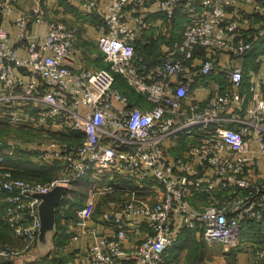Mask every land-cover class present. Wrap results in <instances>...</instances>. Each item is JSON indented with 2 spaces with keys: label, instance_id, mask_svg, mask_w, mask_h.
<instances>
[{
  "label": "built area",
  "instance_id": "built-area-1",
  "mask_svg": "<svg viewBox=\"0 0 264 264\" xmlns=\"http://www.w3.org/2000/svg\"><path fill=\"white\" fill-rule=\"evenodd\" d=\"M17 1L0 0V19ZM33 1V9L15 20L25 56L0 24V116L40 130L42 140L30 152L40 165L56 163L59 170L44 182L16 175L7 163L13 150L0 140V215L23 241L21 248L0 247V264H52L50 252L38 253L41 199L33 193L83 179L90 182L89 200L75 206L67 192L55 222L68 246L83 234L90 238L80 264H163L186 230L206 242L235 245L244 222L264 223V180L249 172L251 154L264 159V96L254 91L252 105L243 108L236 89L241 66L222 69L219 63L221 54L232 60L246 54L264 34V0H72L101 15L97 43L108 68L80 63L73 49L76 25L50 21L44 37L33 35L29 23L45 19L42 0ZM242 1L251 12L236 4ZM153 4L166 20L179 9L186 21L176 51L151 65L138 60L135 41L150 24L144 15ZM241 22L259 29L246 34ZM219 70L230 86L192 99L191 71L207 76ZM118 78L151 108L132 104ZM110 193L119 196L95 217V199ZM191 194H204L206 203L196 207ZM144 229V237L126 246ZM253 248L264 264V242ZM77 258L66 264H78Z\"/></svg>",
  "mask_w": 264,
  "mask_h": 264
},
{
  "label": "crops",
  "instance_id": "crops-1",
  "mask_svg": "<svg viewBox=\"0 0 264 264\" xmlns=\"http://www.w3.org/2000/svg\"><path fill=\"white\" fill-rule=\"evenodd\" d=\"M236 4L248 12L252 11L250 4L244 3L243 1ZM34 5L35 3L33 0H18L13 6V11L0 19V24L7 28L11 34L13 44L18 46L20 56H25L27 52L24 48L25 42L18 41L20 27L15 24V20L20 14L30 12ZM41 8L45 16L44 21L40 23L30 22L28 25V29L33 35L39 38L44 37L47 33L48 23L50 21L60 20L70 25H76L78 32L73 49L78 55L80 63L90 68H108L97 43L98 38L104 32V30L101 29L103 31L102 32L99 29V26L102 23V17L97 11L88 12L82 8L79 2L72 0H42ZM144 19L150 24L145 27L142 26L144 28L140 30L135 41V51L136 55L140 59H142L145 63L152 65L159 62L167 52L176 51V47L179 46L182 39V31L186 17L185 14L178 9L171 20H166L163 17V14L159 11L158 6L153 4L144 15ZM240 24L242 28L246 29V34L248 32L254 33L259 29L256 23L245 24L241 22ZM139 28H141V26ZM200 62V58H196L194 60V64L196 66L195 68L199 66ZM219 63L222 69L228 68L232 65V63L241 66L243 70V80L241 85L236 89L243 99V108L252 105L254 91H256L260 96H264V34L253 42L252 48L248 50L246 54L237 57L235 60L230 59V57L226 54H221ZM188 76L190 77L189 82L192 87V99L204 100L213 93L222 91L230 86L229 81L223 73L220 72V70L207 76H200L196 72L191 71ZM125 84L123 82L119 84L123 92ZM131 92L132 93L129 94L130 97L127 94L126 95L129 97L132 104L143 108H151L152 104L147 102L142 95L138 94L134 90ZM185 144V140L180 141L174 146V151L176 153H180ZM251 156L254 158L252 163L253 165L251 164L252 166H250L249 169L252 178L254 180H259V178L264 180V159L257 156V154H251ZM74 191L75 184H73L69 190V199L72 203H74L72 199ZM88 193V191L85 192V195L82 200H80L81 203H79V205L84 204L86 200H89ZM110 194H113V197L119 196V194L115 193ZM107 196L102 195L100 198L95 199L96 209L99 210L97 214H94L95 217H97V215L106 208L107 201L105 200V197ZM153 198L154 196L151 194L148 196V200L150 202H152ZM189 199L192 204L199 208L206 203V197L204 194H191ZM102 202L104 203V207H102ZM95 225L99 228V230L105 231L108 224H98L95 222ZM249 228H254L255 233H257L258 236H264V223L252 225V223L244 222L242 224V232H240L239 237H244V232H251ZM56 231L60 234L65 232L60 226L56 227L55 232ZM187 232L192 233V241L206 242L196 232L186 230L176 244L178 242L182 243L185 239L190 238L186 236L184 237ZM65 234L67 235L66 232ZM144 234L145 229L131 235L126 242V246L130 247L131 245L137 243L142 237H144ZM249 236L250 238L243 242V249L238 252L237 255H233L231 264H258L254 256L253 245L255 243L259 244L260 242L255 236L253 237V234ZM253 239H256L257 242L250 241ZM67 241L68 240L66 238L62 244L56 246L53 244L55 251L53 250L52 253H49L52 254V258L56 255H61L60 257H62V259L59 264H66L68 260L82 256L90 242V238L88 235L83 234L79 240L73 242L71 246L66 245ZM179 246V244L174 248L171 246L167 250L163 264H196V262H189L186 260L184 251L185 245ZM168 252H170V255L166 257ZM208 255L211 257L209 252ZM217 258L219 259V257ZM203 259H205V257ZM214 259H216L215 256H213V262L209 261L206 264L214 263ZM126 263L127 261L125 260L123 264Z\"/></svg>",
  "mask_w": 264,
  "mask_h": 264
},
{
  "label": "rangeland",
  "instance_id": "rangeland-1",
  "mask_svg": "<svg viewBox=\"0 0 264 264\" xmlns=\"http://www.w3.org/2000/svg\"><path fill=\"white\" fill-rule=\"evenodd\" d=\"M107 65L108 63L105 62ZM126 87V89H125ZM124 92L129 96L131 91H133L128 85L125 84L123 87ZM130 97V96H129ZM1 117V116H0ZM55 135V134H50ZM42 132L36 128L29 127L23 123H15L13 122L7 115H3L0 118V140L4 141L6 146V150H13V154H9L7 157V163L13 167L17 174L21 176L30 177L29 179L35 180L37 182H44L45 180L55 176L59 170V166L54 163L51 165H40L37 161L34 160L33 154L30 152L32 146H35L38 141L41 139ZM55 137V136H52ZM60 139L67 140L66 136H59ZM11 146L12 148H8ZM29 149V150H28ZM253 165V164H252ZM251 165V166H252ZM23 167V168H22ZM19 168H22L19 170ZM24 171V172H22ZM259 180H261L259 178ZM107 183V182H105ZM90 182L87 179H83L79 182H75V191L72 194V199L75 203H80L82 200V196L89 189ZM78 195V196H76ZM108 194H106L107 196ZM117 197V196H115ZM113 198V194H109L105 197V200ZM79 201V202H78ZM102 207H104V203L102 202ZM79 204L75 205L78 206ZM99 209V207H98ZM99 210L96 209L98 213ZM1 214V211H0ZM253 225V224H252ZM251 232H244V237H239V239L234 242L235 245L231 244H223L217 241L212 242H200V241H192L191 237L184 240V242H178L180 246L185 245V258L189 262H196V264H206L207 262H213V256L216 259L214 263L211 264H231L233 255H237L243 249V242L250 238L249 235L253 234L257 240L262 243L264 242V236H258L255 233L254 228H249ZM242 232V229H241ZM242 235V233H241ZM256 239L250 241H256ZM259 243V244H260ZM257 244V243H255ZM13 246L16 248H21L23 246V241L17 238L12 231L7 227L5 222L2 221L0 216V247ZM179 246V247H180ZM180 249V248H179ZM55 251V248H50V253ZM211 255L209 257L208 255ZM38 253L44 254L47 252H42V250L38 249ZM168 252V257L170 254ZM61 255H56L52 258V264L59 263L62 259ZM205 257V259H203ZM219 257V259L217 258ZM82 257L79 256L77 258V262L82 261ZM73 263H75L74 259H71ZM80 264V263H79Z\"/></svg>",
  "mask_w": 264,
  "mask_h": 264
},
{
  "label": "water",
  "instance_id": "water-1",
  "mask_svg": "<svg viewBox=\"0 0 264 264\" xmlns=\"http://www.w3.org/2000/svg\"><path fill=\"white\" fill-rule=\"evenodd\" d=\"M68 185H55L45 192H34L33 195L41 200L38 204L40 227L38 232V249L42 252L50 251L56 222V207L62 201L64 195L69 192ZM46 254V253H44Z\"/></svg>",
  "mask_w": 264,
  "mask_h": 264
},
{
  "label": "trees",
  "instance_id": "trees-1",
  "mask_svg": "<svg viewBox=\"0 0 264 264\" xmlns=\"http://www.w3.org/2000/svg\"><path fill=\"white\" fill-rule=\"evenodd\" d=\"M137 58H138V60L140 61V62H142V63H145L142 59H140L138 56H137ZM124 83L125 84V82L120 78H118V80H117V85L118 86H120L119 84H121V83ZM121 88V87H120ZM23 168V167H22ZM22 168H19V170H21ZM14 172H15V174L16 175H19V174H17L16 173V171H15V169H14ZM22 172H24V171H22ZM19 176H21V175H19ZM23 177H26V176H23ZM27 178H30V177H27ZM86 192V191H85ZM85 195V194H84ZM84 195L82 196V198L84 197ZM76 196H78V195H76ZM79 202V201H78ZM81 203V202H80ZM77 204H79V203H75L74 202V205H77ZM2 205V204H1ZM1 205H0V208H1ZM1 216V215H0ZM2 219V218H1ZM2 221H3V219H2ZM4 222V221H3ZM192 237V233H190V232H187V233H185V235H184V237ZM67 238V235L65 234V232H63V233H59V232H54V234H53V239H52V243L56 246V245H59V244H62L63 243V241L65 240ZM181 238V237H180ZM185 239V238H184ZM180 245V244H179ZM59 264V263H58Z\"/></svg>",
  "mask_w": 264,
  "mask_h": 264
}]
</instances>
